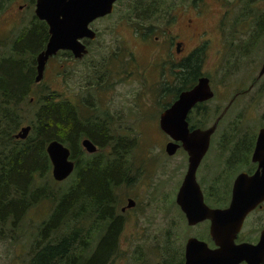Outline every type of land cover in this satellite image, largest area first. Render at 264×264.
<instances>
[{
	"label": "rangeland",
	"instance_id": "1",
	"mask_svg": "<svg viewBox=\"0 0 264 264\" xmlns=\"http://www.w3.org/2000/svg\"><path fill=\"white\" fill-rule=\"evenodd\" d=\"M139 1L144 9L140 17H145L151 12L146 8L148 0ZM160 1L167 6L166 10L170 9L169 0ZM136 2L118 0L112 13L93 21L90 26L97 35L90 42L89 52L80 59L58 52L48 60L41 83L68 97L84 117L91 115L105 120L114 135L125 136L131 142L125 165L132 180L116 188V213L120 214L119 208L126 204L128 196L137 204L129 212L122 213L116 252L106 264H154L163 260L171 264L174 262L170 257L175 251L182 256L188 236L203 237L210 244L211 241L207 225L189 227L175 203L187 167V155L179 148L173 155H167L164 147L169 138L158 127L159 113L171 101V92L175 89L173 74L169 72L172 62L163 56L168 36L163 26L173 35L177 27L175 23L166 24L167 17L151 21L136 19V12L140 11L135 7ZM171 2V7L178 3L192 4L190 9L189 5H184L186 12L192 10L190 16H200L197 11L201 10L204 27L210 31L201 64L204 72H211L215 90V97L205 104L208 117L204 126H209L213 122L215 106L229 102L236 91L245 90L256 78L264 62V32H258L252 38L255 30L250 23L255 9L244 7L245 0ZM34 5L35 2L30 0L5 3L0 11V58L9 53L8 46L12 41L35 22ZM254 5L264 9V0H255ZM170 14L173 16L174 13ZM182 40L186 52L200 43L198 39ZM221 56L225 59L220 60ZM191 64L195 66L193 62ZM163 82L168 88L162 91ZM259 85L232 101L228 120L223 122L216 135H212L209 152L196 171L202 189L215 187L221 190L235 177L236 171L225 170L226 150L218 147L217 136L222 132L234 136L248 131L256 133L264 118L261 117L264 75ZM41 88L35 86L34 90L38 93ZM35 108L33 105L32 110ZM47 212L48 204L39 202L27 212L18 227L8 226L12 228L11 234L0 238V264H27L29 247L34 241L32 234ZM96 228L98 235L103 226ZM92 238L94 245L95 237Z\"/></svg>",
	"mask_w": 264,
	"mask_h": 264
},
{
	"label": "trees",
	"instance_id": "2",
	"mask_svg": "<svg viewBox=\"0 0 264 264\" xmlns=\"http://www.w3.org/2000/svg\"><path fill=\"white\" fill-rule=\"evenodd\" d=\"M9 1L0 0V11ZM135 1L140 9L136 19L164 18L167 6L162 1L148 0L146 8L151 12L145 17H140L144 13L141 2ZM254 2L244 3V7L255 9L250 23L255 30L252 38L264 32V9L255 7ZM34 19L8 46L9 53L0 58V238L9 236L11 227H18L30 209L46 202L48 212L32 234L27 264H106L116 252L123 221L116 213V188L132 180L125 165L131 142L114 135L105 120L84 117L68 97L43 85L42 80L35 82V57L49 34L46 23L36 16ZM201 48L194 49L174 73L178 81L187 85L196 79L204 59ZM61 52L72 56L70 51ZM35 86L42 87L38 93ZM161 88L163 91L168 86L163 82ZM33 105L36 108L32 110ZM87 106L95 111L91 104ZM22 125L31 129L26 138L17 139L14 134ZM83 138L96 144L94 153L83 149ZM53 139L69 148L75 163L72 173L62 181L54 180L50 173L45 148ZM101 224L103 230L96 235Z\"/></svg>",
	"mask_w": 264,
	"mask_h": 264
},
{
	"label": "water",
	"instance_id": "3",
	"mask_svg": "<svg viewBox=\"0 0 264 264\" xmlns=\"http://www.w3.org/2000/svg\"><path fill=\"white\" fill-rule=\"evenodd\" d=\"M118 0H35L34 14L46 23L49 34L45 46L36 54L35 82H40L48 60L59 51H70L74 58H82L88 53L83 39L94 40L95 31L90 24L97 18L112 13ZM264 73V62L259 75ZM213 96L208 78L199 77L188 89L182 90L172 103L158 116V127L170 140L165 144L167 155H173L179 146L187 154V167L175 195V203L184 214L187 225L209 220V234L216 248L195 237H189L185 244L183 264H237L245 259L249 248L244 244L235 245L233 238L240 228L246 213L264 199V130L256 141L253 161L259 162L254 174L239 173L232 187L230 203L225 208H211L205 204L201 186L196 179V171L205 155L210 137L215 129L212 125L206 129L190 128L187 114L195 103ZM31 129L30 125L20 127L14 137L24 139ZM81 146L87 153L97 150L89 138L81 140ZM51 162V176L62 181L73 171L75 163L70 157L69 148L53 139L46 145ZM127 200V207L134 204ZM264 239V236H263ZM251 251V250H250ZM155 264H164L156 262Z\"/></svg>",
	"mask_w": 264,
	"mask_h": 264
},
{
	"label": "flooded vegetation",
	"instance_id": "4",
	"mask_svg": "<svg viewBox=\"0 0 264 264\" xmlns=\"http://www.w3.org/2000/svg\"><path fill=\"white\" fill-rule=\"evenodd\" d=\"M168 3L170 4V7H171V4L173 2L170 3V0H169ZM179 4H181V3H178L175 6L171 7L172 8L171 12L174 13L173 16H171V14L168 10L165 11V15H164V18L167 17L166 24L175 23V26L177 27V30L174 32V35H173V34H169L167 27L165 25L163 26L164 27V33L167 32V35H168L167 38H165L166 39L165 40L166 45L164 46L165 52H164L163 56H164V58H167L168 62H172V65L169 66V72L173 74V75L172 74L171 75H172V78L175 80L174 84H176L177 87L175 89V93L172 94L173 96H172L171 101H169L166 104L167 106L165 105L163 107V109L165 107H168L172 103V101H174L176 99V97L178 96V94L182 90L190 88L191 86H193L197 82L199 77L205 76L208 78V83H209L211 90L213 91V96L210 99H207L205 101L195 103L192 106V108L190 109V111L188 112L186 120L188 121L190 128L206 129L212 125H215V129H214L212 135H216V133L219 130V128L221 127V125L224 124L223 122L227 121L229 118V115L231 114V110L233 107L232 101H236V99H238L239 96L243 95L244 92H247L254 87L255 88L260 87V85L257 86V84H258L259 80L261 79V77L264 75V73L259 75V72H260L259 71L257 73L256 78L249 84L248 88H246L245 90L242 89V90L236 91L233 94V96L231 97V99L229 100V102H227L224 105L215 106L214 115H213V122L209 126H204V122H206L207 117H208V113H207L208 111H207V107L205 106V104H206V102H208L209 100H211L215 97V90H214L213 82L211 79L212 78L211 72L210 71H208V73L204 72L202 70V66H201V70L199 71L198 75L196 76V79L187 85H186V81L185 82H177L178 77L174 73H176L177 71H179L181 69V64L184 63L185 59L188 57L189 54H191V52L194 49L202 47L201 49H203V55H204V50L207 47L206 42L210 41V31L208 28L204 27L203 20H202L203 15H201V13L203 14V12L201 10L197 11V14L200 16H196V17L190 16L189 12H191L192 10H190L189 12H186L184 9V5H189L188 9H190L192 4H181V5H179ZM114 8H113V10H114ZM187 14H189V17L185 18V15H187ZM97 19H99V18H97ZM167 21H169V22H167ZM216 25H217V23H216ZM221 25H223V22L221 23ZM95 33L97 34L96 31H95ZM182 38H187L190 41L193 39H198V40H200V43L194 44L193 48L191 50H189V52H186L185 41H183ZM91 41L92 40L83 39V42L85 43V45L88 49V52H89V45H90ZM224 59H225L224 56L220 57V60H224ZM203 61H204V59H203ZM263 61H264V59H263ZM176 64L180 65L178 69L174 68ZM182 77H184V76H182ZM194 115H196L197 117H194ZM261 117H264V112L262 113ZM234 122H235V119L231 122V124H234ZM259 126L260 127L257 129L256 133H250L248 131L244 134H241L240 136H234V135H228V134L222 132L221 134H219L217 136L218 137V139H217L218 147H222L223 149L226 150V156L224 158L225 170L226 171L233 170L234 172L236 171L235 177L241 172L246 173L248 175H252L257 170L260 171L262 169L261 167H259L258 161H253V154H254L255 149H256V141L258 138V134L262 129L264 130V118L260 122ZM212 135H211V137H212ZM211 137H210L209 147H208L205 155L203 156V158H205L209 152L210 145H211ZM169 140H170V138H169ZM168 141H165V144ZM179 149H182V147L179 146ZM179 149H177V150H179ZM185 153H186V151H185ZM203 158L201 159V161L203 160ZM235 177L233 178V180L231 181L230 184L223 185L221 190H219L215 187H213V188L211 187V189H207V190L205 189L204 190L201 187L205 204L211 208H225V207H227L230 203V200H231L233 181H234ZM129 198H131V197L128 196L127 200ZM211 200H214L216 203L212 204L210 202ZM222 201L224 203L219 204V202H222ZM134 202H135V200H134ZM126 204H127V201H126ZM126 204L120 206V208H119L120 214H118V215H120L119 217H121V216L123 217L122 213L129 212L137 203L135 202L130 207H127ZM204 223L207 225L208 237L211 241V244L208 241H206L203 237L200 238V236L199 237L188 236L187 239L189 237H195L199 240L204 241L208 245L209 248L218 247V246H216L215 241L210 237V234H209L210 222H209V220L206 219V220L198 222L194 225H188V226L189 227H196V226H199V225L204 224ZM263 236H264V199L262 201H260L255 207H253L252 209H250L246 213L240 228L235 233V236L233 238L234 244L235 245L244 244V245H246V247L249 248V252L245 253L246 254L245 259H243L242 261H238L237 264H264V239H263ZM187 239H186V241H187ZM186 241H185V244H186ZM185 244H184V248H182L183 253H182L181 257H180V254L178 251H175L173 253L172 258L170 257L171 260L174 262L171 264H183L184 263ZM156 262H161L164 264H170L169 262H167L165 260L156 261Z\"/></svg>",
	"mask_w": 264,
	"mask_h": 264
}]
</instances>
